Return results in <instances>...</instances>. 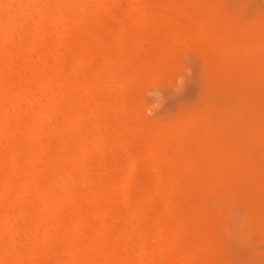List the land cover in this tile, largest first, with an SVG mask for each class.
<instances>
[{
	"label": "bare ground",
	"instance_id": "1",
	"mask_svg": "<svg viewBox=\"0 0 264 264\" xmlns=\"http://www.w3.org/2000/svg\"><path fill=\"white\" fill-rule=\"evenodd\" d=\"M0 264H264V0H0Z\"/></svg>",
	"mask_w": 264,
	"mask_h": 264
},
{
	"label": "rangeland",
	"instance_id": "2",
	"mask_svg": "<svg viewBox=\"0 0 264 264\" xmlns=\"http://www.w3.org/2000/svg\"><path fill=\"white\" fill-rule=\"evenodd\" d=\"M192 78H193V77H192ZM184 79H185V78H184ZM189 80H190V79H189ZM189 80H188V78L186 77V79H185V81H184L185 84H187V82H188V84H187V85H189V86H188V90L191 89L189 92L186 90V89H187V86H186V85H185V86H186V89L183 87V84H184V83H182V84L180 83V85L183 87V90H182L181 86H179L180 88L178 87V90L180 89V90H182L183 92H182V91H177V88H175V87H174V88H175L176 91H173V93H174V94L172 93L173 95H171V94L169 95V92L171 93V92H172L171 90H174V89H171V90H170V88H168L169 90L166 89V91H164V88H163V89L161 90V94H162L163 92H165V95H166V94L169 95V96H168V95L164 96V94H163V98H165V97L168 96V98H165V99H164V103L162 104L163 106L161 105V107H162V109H163L164 111H165V109H166V111H167V105L169 104V105H168V110H169V112H172L173 109H174L173 113H175V112L177 111L176 108L178 109V107L181 108L182 106H185V104L187 103L186 100H190V102H191L192 98H193V100L196 99V98H194L195 96H192V95H190V94H188V93H192V94H193V92H196V88H197V90H199V92H200V88L198 89L197 84H196V85L194 84V83H195V79H192V80H194V81H191V83L193 82L194 86H193V85L190 86L191 83L189 84ZM186 81H187V82H186ZM182 82H183V81H182ZM196 86H197V87H196ZM190 87H191V88H190ZM194 87H195V89H194ZM189 88H190V89H189ZM184 89H185L186 92H184ZM192 90H193V92H191ZM194 90H195V91H194ZM167 91H168V92H167ZM176 92H177V95H176ZM178 92H179V94H180V92H182V94L179 95ZM199 92L197 91L198 94H199ZM183 93H184V94H183ZM185 93H186L189 97H186ZM197 93H194V95H196V97H197V95H198ZM182 95H183V96H182ZM178 96H181V97H183L184 99L186 98V100L182 101V99H183V98H182V99L180 100V101H182V102L180 103V101H179L180 98H179ZM190 96H191V97H190ZM177 97H178V98H177ZM188 98H190V99H188ZM166 100H167V101L169 100V101L167 102ZM178 101H179V104H180V105L178 104ZM165 102H167V104L164 106ZM183 102H186V103L183 104ZM188 102H189V101H188ZM190 102H189V103H190ZM176 104L178 105V107H177V106H174V105H176ZM187 104H188V103H187ZM173 106L176 107V108H173ZM169 108H173V109L170 111ZM175 110H176V111H175ZM178 110H179V109H178Z\"/></svg>",
	"mask_w": 264,
	"mask_h": 264
}]
</instances>
